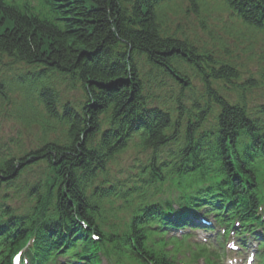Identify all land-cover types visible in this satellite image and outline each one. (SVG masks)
I'll return each mask as SVG.
<instances>
[{
	"label": "trees",
	"instance_id": "obj_1",
	"mask_svg": "<svg viewBox=\"0 0 264 264\" xmlns=\"http://www.w3.org/2000/svg\"><path fill=\"white\" fill-rule=\"evenodd\" d=\"M173 1L47 0L49 11L44 14L36 8L24 10L0 0V56L14 64L42 69L32 82L46 81L40 94L49 118L45 133L64 128V134L56 140H45L42 148L21 159H0V188L3 183L18 180L31 165H51L52 189L47 197L37 198L43 200L39 205L42 210H34L38 219L50 206L57 205L56 210L70 220L74 234L82 238L86 234L77 218L86 220L92 231L97 230L96 210L101 206L91 204L88 196L94 181L106 173L110 161L135 137L144 149L158 150L169 143L168 133L182 123V129H188L194 140L192 117L196 112L197 119L203 108L200 99L219 106L218 133L214 139L198 137L191 153L196 155L198 149L204 156L203 150L207 151L206 160H219L229 170L233 156L242 171L254 170L258 161L264 163V117L255 123L248 116L252 108L247 102L242 98L231 102L221 95L222 86L227 88L239 81L247 98L252 93L250 84L242 82L234 66L198 56L189 41L168 29L166 15ZM213 1L223 3L245 26L264 31V0ZM192 2L197 6V0ZM192 69L200 73L204 84V93L198 99L186 93L194 89L188 71ZM157 74L169 76L181 88L176 121L175 111L148 107L146 84ZM48 75L62 77L72 88L82 85L89 100L82 112L71 105L61 107L59 92ZM216 83H220L219 88ZM189 102H193L191 108ZM257 116H264V111H258ZM105 125L110 129L104 130ZM242 134L249 137L242 141ZM97 135H101L100 140L94 145ZM241 145L246 147L244 152L237 150ZM210 147L214 153L208 151ZM208 155L213 157L208 159ZM112 192L115 189L96 188L95 195L109 200ZM32 193L38 195L40 190Z\"/></svg>",
	"mask_w": 264,
	"mask_h": 264
},
{
	"label": "rangeland",
	"instance_id": "obj_2",
	"mask_svg": "<svg viewBox=\"0 0 264 264\" xmlns=\"http://www.w3.org/2000/svg\"><path fill=\"white\" fill-rule=\"evenodd\" d=\"M200 1L197 0L198 4ZM217 4L214 1H210L207 7L200 4V8L195 12V7L189 0H177L167 15L168 27L172 33L178 34L182 39H187L199 52H208L221 63H229L239 69L242 82L245 84L248 82L251 86L252 93L248 96L247 102L252 108V113H255L258 105H264V31L254 30L243 25L230 11L220 9ZM203 23L207 27V31L203 29ZM0 61L5 65L4 68L0 63V79L10 82L13 86H17L21 79H25L30 73L42 70L25 64H12L11 60L2 56H0ZM149 70L151 67L148 66L147 71ZM188 71L192 83L195 84L194 89L192 88L186 93L190 98L198 99L201 94V86L196 85L193 71ZM48 76L54 85H57L62 105L71 104L81 112L87 102L84 89L81 86L72 89L70 82L64 81L62 77ZM176 84L165 74L154 76L152 81L146 84V96L149 104L160 106L163 102L173 101L181 94V88L178 89V84ZM20 89L0 90V149L11 152L20 150L24 153L23 148L32 149L38 144H44V138L45 140H56L59 131L44 134L41 124L46 118L44 112L34 109L33 107L41 108L35 104V101H26ZM231 97L234 102L237 101L236 95ZM30 98L33 99V96L30 95ZM200 103L207 111L206 122L203 125H206L205 129L209 131L215 128L214 117L218 118L220 110L212 102L208 107L207 101L200 99ZM192 105L193 102L188 103L189 108ZM195 115L196 112L192 117V123L195 122ZM182 131L184 135L185 132ZM177 132L178 127L174 129V133ZM136 157L137 153L132 148L127 151L125 157L121 155L116 161L112 168V177H114L115 183L132 184L133 181L128 176V167L133 165ZM48 174L49 169L46 163L28 169L14 184L13 189L2 190V197L8 195L7 192L10 191L9 195L13 196L12 202L15 207L29 209L33 202L25 193V188L42 185ZM131 176L135 178V176ZM89 193H92V189L89 190Z\"/></svg>",
	"mask_w": 264,
	"mask_h": 264
},
{
	"label": "bare ground",
	"instance_id": "obj_3",
	"mask_svg": "<svg viewBox=\"0 0 264 264\" xmlns=\"http://www.w3.org/2000/svg\"><path fill=\"white\" fill-rule=\"evenodd\" d=\"M74 239L71 238V244L73 243Z\"/></svg>",
	"mask_w": 264,
	"mask_h": 264
}]
</instances>
